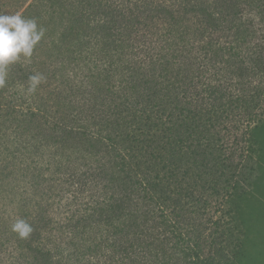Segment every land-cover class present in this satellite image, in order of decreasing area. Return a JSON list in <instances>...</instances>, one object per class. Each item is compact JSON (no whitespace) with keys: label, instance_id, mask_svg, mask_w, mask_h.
Here are the masks:
<instances>
[{"label":"trees","instance_id":"obj_1","mask_svg":"<svg viewBox=\"0 0 264 264\" xmlns=\"http://www.w3.org/2000/svg\"><path fill=\"white\" fill-rule=\"evenodd\" d=\"M49 4L0 86V264H248L264 0Z\"/></svg>","mask_w":264,"mask_h":264},{"label":"rangeland","instance_id":"obj_2","mask_svg":"<svg viewBox=\"0 0 264 264\" xmlns=\"http://www.w3.org/2000/svg\"><path fill=\"white\" fill-rule=\"evenodd\" d=\"M0 3L4 5L2 14H4L5 11V14L7 15H22L27 6L32 4L33 8L39 12V15L42 16V19H38L36 23L38 28H42L44 30V35L45 32L51 31L50 29H52V26L55 25L54 20H57V14H54L53 20L49 21L51 23L47 26L48 20L46 7L50 5L49 0H29L26 3H24L23 0L20 2H16V0H0ZM33 53L32 56L27 59L21 56L20 60H18V64L23 66L25 65V67L30 68L33 64ZM29 93H31L30 90ZM19 106H25L23 101L19 103ZM256 179L257 180L252 187L253 190H251V193L245 200L246 203L243 218L245 225L241 224L239 227L241 231L240 237H243V234L246 233L248 240L246 243L247 246L245 247L248 256V264H264V155L262 161L260 162V166L257 167Z\"/></svg>","mask_w":264,"mask_h":264},{"label":"clouds","instance_id":"obj_3","mask_svg":"<svg viewBox=\"0 0 264 264\" xmlns=\"http://www.w3.org/2000/svg\"><path fill=\"white\" fill-rule=\"evenodd\" d=\"M43 35L44 30L38 28L34 19H25L20 14H0V86L5 84L8 66L18 61L21 56L30 58ZM29 79L30 91H34L42 76L36 74ZM13 231L21 238H26L32 228L23 220H18L13 225Z\"/></svg>","mask_w":264,"mask_h":264}]
</instances>
